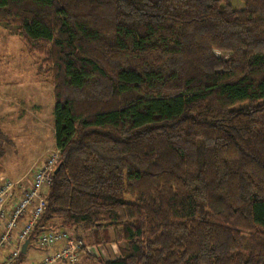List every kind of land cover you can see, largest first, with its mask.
Returning a JSON list of instances; mask_svg holds the SVG:
<instances>
[{
    "label": "trees",
    "instance_id": "obj_1",
    "mask_svg": "<svg viewBox=\"0 0 264 264\" xmlns=\"http://www.w3.org/2000/svg\"><path fill=\"white\" fill-rule=\"evenodd\" d=\"M240 3L0 0L55 100L60 170L30 242L120 250L86 264H264V0Z\"/></svg>",
    "mask_w": 264,
    "mask_h": 264
},
{
    "label": "rangeland",
    "instance_id": "obj_2",
    "mask_svg": "<svg viewBox=\"0 0 264 264\" xmlns=\"http://www.w3.org/2000/svg\"><path fill=\"white\" fill-rule=\"evenodd\" d=\"M231 3L241 6L240 0ZM216 54L227 56L218 51ZM40 63L41 58L29 52L15 27L0 24V98L8 97L6 103L0 101L1 129L7 135L3 137L4 147H0V178L25 185L56 151L53 87L46 74L38 75ZM35 106L38 112L29 119L24 109ZM41 258L34 238L22 263L35 264Z\"/></svg>",
    "mask_w": 264,
    "mask_h": 264
},
{
    "label": "built area",
    "instance_id": "obj_3",
    "mask_svg": "<svg viewBox=\"0 0 264 264\" xmlns=\"http://www.w3.org/2000/svg\"><path fill=\"white\" fill-rule=\"evenodd\" d=\"M59 160L58 150L51 153L29 185L0 178V264H17L23 244L30 240L44 211L46 192ZM35 245L42 252V258L35 264H86L85 254L105 260L120 256L116 244L87 245L67 229L42 230L35 238Z\"/></svg>",
    "mask_w": 264,
    "mask_h": 264
},
{
    "label": "crops",
    "instance_id": "obj_4",
    "mask_svg": "<svg viewBox=\"0 0 264 264\" xmlns=\"http://www.w3.org/2000/svg\"><path fill=\"white\" fill-rule=\"evenodd\" d=\"M37 77H39V76H37ZM38 81H39V80H38ZM0 101H3V102L6 103V102L8 101V97H7V96H3V97L0 98ZM34 109H35V110H34ZM37 110H38V107L35 106V107H31V108H29L28 110H25V109H24V112L29 113V115H27V117H28L29 119H33L32 114H35L36 112H38ZM2 123H3V118L0 117V147H4L3 137H4V136H5V137L7 136V135H5L4 131L1 129V125H2ZM54 135H55V129H54ZM0 170H2V168H0ZM32 178H33V177H32ZM32 178H31L30 181H28V183H27L26 185H28V184L31 183Z\"/></svg>",
    "mask_w": 264,
    "mask_h": 264
},
{
    "label": "water",
    "instance_id": "obj_5",
    "mask_svg": "<svg viewBox=\"0 0 264 264\" xmlns=\"http://www.w3.org/2000/svg\"><path fill=\"white\" fill-rule=\"evenodd\" d=\"M59 170H60V166H58L57 168H56V170H55V174H57L58 172H59ZM29 242H30V240L28 239V240H26L25 241V243L23 244V247H22V254H25L26 253V250H27V247H28V245H29Z\"/></svg>",
    "mask_w": 264,
    "mask_h": 264
}]
</instances>
